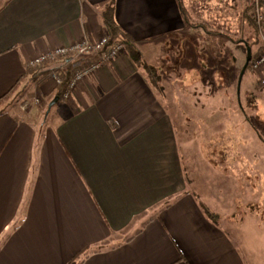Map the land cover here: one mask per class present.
I'll list each match as a JSON object with an SVG mask.
<instances>
[{
	"label": "crops",
	"instance_id": "0c3cea01",
	"mask_svg": "<svg viewBox=\"0 0 264 264\" xmlns=\"http://www.w3.org/2000/svg\"><path fill=\"white\" fill-rule=\"evenodd\" d=\"M184 1L204 26L190 25L178 0H0V98L18 91L40 97L48 111L59 90L52 73L68 75L95 56L29 62L100 40L108 33L101 10L113 4L117 24L153 66L155 52L171 49L172 39L175 51L193 52L199 36L216 43L217 63L198 60L191 71L213 70L201 80L211 86L223 74L229 93L218 101L238 119L231 152L264 187V143L240 104L245 68L236 93L230 89L246 55L257 51L255 0ZM40 109L0 113V264H249L186 180L183 122L175 119L183 113L168 106L127 50L60 98L48 118Z\"/></svg>",
	"mask_w": 264,
	"mask_h": 264
},
{
	"label": "rangeland",
	"instance_id": "374dc122",
	"mask_svg": "<svg viewBox=\"0 0 264 264\" xmlns=\"http://www.w3.org/2000/svg\"><path fill=\"white\" fill-rule=\"evenodd\" d=\"M258 37L257 51L255 54L252 52L254 57L262 51V37L260 35ZM195 39V45L191 46L193 52L185 47L175 51L176 41L173 39V41L170 40L171 49L169 44L166 46L167 52H155L156 57L152 59V62L155 64L154 67L162 84L158 85V92L166 95L170 108L183 113V117L180 114V117L176 116L175 119L178 124L181 119L183 122L179 131L180 143L186 180L192 183L190 189H194L202 205L208 206L209 210L217 216L223 227L246 254L248 263L264 264L262 179L259 174L250 169L249 165L245 167L243 162L236 161L231 152L232 129L234 122L238 119L228 115L229 106L226 100L225 103L218 101V94L222 96L229 93L226 91L228 85H222L223 74L216 72L212 78L216 85L211 86L201 83V80L208 81L213 70L201 68V72L191 71L192 66H197L198 60L199 62L207 60L208 66L212 67L219 57L215 53V42V46L212 47L213 42H209L202 36ZM195 50L198 52L199 59ZM142 58L146 60L144 56ZM253 61L244 75L240 104L246 105L244 111L246 119L264 143V86L262 84L264 66L255 69L252 67ZM242 64L240 71L234 74L233 84L230 85L232 94L237 91L235 80L239 78ZM198 73L201 79L195 76ZM208 93L211 94L210 99L204 96ZM235 104L232 102L230 106L237 109ZM22 105L27 106L25 110L21 108ZM43 106L41 102L35 103L33 99L24 97L17 91L1 104L0 109H14L12 111L15 113L24 115L31 110L41 108V117L44 114L47 117V107ZM255 256L259 261L252 260ZM261 256L263 260L260 259Z\"/></svg>",
	"mask_w": 264,
	"mask_h": 264
},
{
	"label": "built area",
	"instance_id": "2783aa9c",
	"mask_svg": "<svg viewBox=\"0 0 264 264\" xmlns=\"http://www.w3.org/2000/svg\"><path fill=\"white\" fill-rule=\"evenodd\" d=\"M264 14L260 11L258 12V20L259 23H263L260 25V33L262 36V41L264 45ZM110 35L107 33L98 41H91L88 39H82L70 46H63L53 50H50L44 54H40L37 57L33 58L29 65L31 67H42L46 65L51 60H57L59 58L73 56V57H84L94 55L95 59L88 63L84 67H79L74 72L72 79L68 84L67 90L64 92L63 97L65 99L69 98L72 94V91L78 86L80 82L85 80L87 77L95 73L100 67L104 64L113 61L116 59L122 51H124V45L120 42L114 43L109 46V48L105 51L104 48L109 45ZM264 66V49L261 53L254 59L252 63V67L255 69ZM52 76L54 77L56 84L59 86L62 83V79L58 72H53ZM262 84L264 86V79L262 80ZM40 97H35L33 101L35 103L41 102ZM27 106L22 105V109L25 110Z\"/></svg>",
	"mask_w": 264,
	"mask_h": 264
},
{
	"label": "trees",
	"instance_id": "16d2710c",
	"mask_svg": "<svg viewBox=\"0 0 264 264\" xmlns=\"http://www.w3.org/2000/svg\"><path fill=\"white\" fill-rule=\"evenodd\" d=\"M179 3V7L182 11V14L184 15V18L186 19V21L192 25V26H204L205 24H198L196 21L189 13L188 10L186 8L185 5V1L184 0H178ZM253 7L255 9L254 14L251 16L252 18L255 19L256 21V28L258 31V36H261L260 33V25H262L261 23H259L260 21L258 20V12H262L264 14V0H255V2L253 3ZM101 17H102V21L104 23V25L107 28L108 34L110 35V41H109V45H112L114 43L120 42L124 45V49L127 50L130 53V56L132 57V59L136 62V64L142 68L145 73H147V75L149 76L150 80L152 81V83L154 84L156 89H159V81L160 78L157 74L156 68L147 63L143 58H142V53L140 51V49L138 48V46L136 45L135 42H133L127 34L124 33V31L120 28V26L117 24L116 20H115V15H114V5L113 4H109L107 5L104 9L101 10ZM264 21V18H263ZM264 49V45H261V50ZM246 60L245 63L243 64V68H245L247 70V68L250 66L251 62L253 61L254 58L257 57V55L254 57L252 55H246ZM86 57V56H84ZM250 57V58H249ZM90 63V62H89ZM30 66V65H29ZM84 67V66H82ZM79 68V67H78ZM68 70V71H67ZM66 70V74H64V72H58L61 79H62V83L59 85V90L57 93V96L59 98L63 97L64 92L67 90L68 88V84L70 82V80L72 79L70 76L72 74L73 71V67L69 70ZM76 71V70H75ZM74 75V73H73ZM67 76V77H66ZM66 77V78H65ZM73 77V76H72ZM14 93L13 90H10L5 96L0 98V106L1 104L9 98L10 95H12ZM23 95V94H22ZM6 111V108H1L0 109V113ZM201 203V201H200ZM202 204V203H201ZM204 207V211L206 212V214L209 216V218H211L214 222L218 223V218L216 215H214L209 208L206 205H203ZM89 251H86V253L88 254Z\"/></svg>",
	"mask_w": 264,
	"mask_h": 264
},
{
	"label": "water",
	"instance_id": "95a60500",
	"mask_svg": "<svg viewBox=\"0 0 264 264\" xmlns=\"http://www.w3.org/2000/svg\"><path fill=\"white\" fill-rule=\"evenodd\" d=\"M250 58V57H249ZM59 97L57 96L56 98H54L52 101H51V103H50V105H49V108H48V111H47V115L50 113V110H51V108H52V106L55 104V103H57L58 101H59Z\"/></svg>",
	"mask_w": 264,
	"mask_h": 264
}]
</instances>
